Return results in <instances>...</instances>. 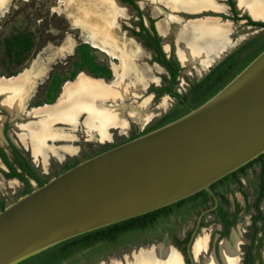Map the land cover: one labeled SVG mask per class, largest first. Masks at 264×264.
I'll return each mask as SVG.
<instances>
[{
    "label": "rangeland",
    "instance_id": "374dc122",
    "mask_svg": "<svg viewBox=\"0 0 264 264\" xmlns=\"http://www.w3.org/2000/svg\"><path fill=\"white\" fill-rule=\"evenodd\" d=\"M114 1L118 4L121 3L120 5L124 9L123 13L117 17L118 24L122 31L128 34L129 38L133 39L144 50L142 64L151 70L153 74V78L142 88L140 96L138 98L129 96L124 103L127 106H138L143 100L149 98L148 111L152 112L154 116L146 124L136 123L125 112V118L129 123L128 128L124 131L114 130L112 141L103 144L88 139L87 129L84 124H81L77 132H74L69 126L58 124L57 127H64L68 130V133L74 132L78 135L79 139L74 144L78 146L79 151L75 156L66 155L64 160H59L50 155L49 165L46 169L41 161H35L30 153V148L23 142V138L30 142L31 127L39 119V115L36 112L40 108L55 104L63 92L64 85L68 82H74L81 73L91 78L102 79L108 84L115 82L117 79L115 63L118 64V61L83 43L81 36H79L80 31L72 27L66 15L58 14V11L53 10L56 7L61 10L66 9L64 2L62 3L60 0H6L8 11L4 14L0 10V78H17L25 70H29L32 65H34L32 71L42 65L49 67L46 76L37 81L34 93L28 100L24 112L11 113L2 104L4 96H0V118L1 124L3 123L1 125L3 128L0 134V145L7 154L9 161L28 181V184H26L18 177L11 176V170L0 158V211L2 205L6 207L23 196L27 192V187L33 190L40 186L38 180L23 173L18 167L12 146L17 148L18 153L27 160L35 175L42 182H47L79 162L124 143L130 140L132 136L149 130L157 125L164 116L181 113L185 110L179 98L172 97L166 91L160 92L161 89L169 87L170 75L167 69L157 62L158 59L152 52L143 45L139 38L140 23H145L146 26L150 27L151 21L156 27L157 22H165L167 19H171L172 16V19L180 25H187L195 18L207 15H216L222 18L223 21L229 20L234 25V31L231 36L236 41V45L228 50L222 58L244 43L254 39L264 42V28L250 25L248 20L241 19L243 15L248 14L237 7L236 0L232 1L235 2L238 10L236 13L233 12L229 15L211 12L191 15L170 9L162 0H135L138 9L132 5L124 4L121 0ZM218 2L227 4V0H219ZM237 14L240 16H237ZM139 16L144 19H140ZM222 16H227L230 19ZM237 18H240V20H236ZM68 33L71 34V39L76 42L72 54L69 55H67L66 51L60 50V44L66 39ZM157 33L161 39L167 60L173 65L177 62L180 66L176 84L173 86V92L177 93L180 98L188 99L194 88L217 65L220 59L206 71L200 70L199 67L197 69L191 64L184 66L177 54L176 31H171L168 35H161L158 30ZM58 54L64 57H59ZM164 99H166V106L159 109ZM109 103L112 102L109 101ZM83 121L84 116L81 119L82 123ZM55 144L60 145L65 144V142H55ZM260 172L261 163L258 162L238 175L241 184L227 180L217 186L220 193L219 202L223 203L230 219L234 218L235 203H240L242 206L240 212L236 214L235 223L230 227L228 235L224 237L228 239L233 232L242 231V260L240 264H246L245 258L247 256L251 257L255 264H261V262L264 264V221H258L256 228L252 224V217L257 215L254 203L259 195ZM199 202L200 199L197 200V203ZM211 206L212 202L210 200L205 205L197 206L194 205V201H188L178 207H174L170 214L159 218L154 225L143 230L129 231L122 236L116 237L114 241L100 242L62 264H100L102 262L111 263L115 260L125 263L124 257L127 254L129 256L132 251L147 245H158L161 243L165 244V246H176L184 255V261L188 264L185 255L186 241L195 227L200 212ZM260 208L264 214V199L260 203ZM201 226L199 234L203 230L208 231L211 239L208 251L197 257L196 264H204L207 257H213L218 264H224L219 255L220 241L224 239H220V233L224 231V225L218 214L207 215L203 219Z\"/></svg>",
    "mask_w": 264,
    "mask_h": 264
},
{
    "label": "water",
    "instance_id": "95a60500",
    "mask_svg": "<svg viewBox=\"0 0 264 264\" xmlns=\"http://www.w3.org/2000/svg\"><path fill=\"white\" fill-rule=\"evenodd\" d=\"M263 154L264 50L199 107L79 162L1 210L0 264L206 191L212 206L198 215L185 247L188 264H196L202 221L220 205L211 185ZM159 245L180 252L161 243L129 256Z\"/></svg>",
    "mask_w": 264,
    "mask_h": 264
},
{
    "label": "bare ground",
    "instance_id": "6f19581e",
    "mask_svg": "<svg viewBox=\"0 0 264 264\" xmlns=\"http://www.w3.org/2000/svg\"><path fill=\"white\" fill-rule=\"evenodd\" d=\"M60 1L64 2L66 9L61 10L56 7L53 10L58 11V14L66 15L72 27L80 31L79 36L83 43L118 61V64L115 63L117 79L108 84L102 79L91 78L81 73L74 82L64 85L63 92L55 104L38 109L36 114L39 115V119L31 127L30 142L25 138L23 142L30 148L35 161H41L45 169L49 165L50 155L64 160L66 155L75 156L78 153L79 148L74 143L79 138L74 132L79 130L81 124L85 125L90 141L103 144L112 141L114 130L124 131L128 128L125 112L136 123L146 124L154 116L148 111L149 98L138 106H127L124 103L129 96L138 98L142 88L153 78V74L142 64L144 50L128 35L119 31L117 17L124 11L121 3L118 4L114 0ZM162 1L170 9L191 15L224 12V6L218 0ZM236 2L241 11L250 13L255 20L264 21V0H236ZM0 10L4 14L8 11L6 0H0ZM172 18L165 22H157L156 28L161 35L176 31L177 54L184 66L191 64L202 71L209 70L236 45V41L231 36L234 25L229 20L223 21L216 15H210L195 18L187 25H180ZM70 36L71 34L68 33L60 44V50L66 51L67 55L72 54L76 46V42ZM58 56L64 57L61 54ZM33 66L17 78H0V96H4L2 104L11 113H22L26 110L37 81L43 79L49 71V67L44 65L32 71ZM165 106L166 99L159 109ZM2 124L0 118V134ZM58 124L69 126L74 132L68 133L66 128L57 127ZM55 142H65V144L56 145ZM241 233L242 231L233 232L230 238L220 241L219 253L224 264L241 263L243 243ZM210 239V233L205 230L197 236L194 245L197 257L208 251ZM124 259L125 263L115 260L100 264H184L179 251L172 246L166 248L162 245L142 249L132 257L127 254ZM204 264H218V262L213 257H207Z\"/></svg>",
    "mask_w": 264,
    "mask_h": 264
},
{
    "label": "trees",
    "instance_id": "16d2710c",
    "mask_svg": "<svg viewBox=\"0 0 264 264\" xmlns=\"http://www.w3.org/2000/svg\"><path fill=\"white\" fill-rule=\"evenodd\" d=\"M126 1V0H125ZM232 10L234 13H236V4L234 1L230 0ZM130 4L134 6L136 9H138L137 5L135 4V0H130ZM223 18L230 19L227 16H222ZM241 19L248 20L250 25L258 26V27H264V23L262 22H255L253 21L248 15H243ZM236 20H240V18H237ZM143 29L145 28L144 24L142 23ZM152 30L155 33L158 41L160 42L161 39L157 33L156 27L154 23L152 24ZM264 50V44L256 49V51L250 56V58L236 71L232 70V67L222 71L220 74L218 73L220 70V66L210 73L205 79H203L199 85H197L196 88H194L191 96L187 99L180 98L177 93L173 92V86L176 84L177 76L180 71V66L176 62L174 65L170 63L169 61H160L157 60L158 63H160L163 67L167 68L170 75V85L167 88H163L160 90V92H168L172 97L179 98L180 103L182 106H184L185 110L181 113H175L173 115L164 116L159 123L153 127H151L149 130L139 134L142 135L144 133H147L149 131H152L154 129H157L169 122H172L183 115L187 114L191 110L199 107L203 103H205L207 100H209L211 97H213L218 91H220L227 83H229L239 72H241L256 56H258L262 51ZM159 52L160 54L165 57L166 53L164 52L163 48L159 46ZM172 65L174 67H172ZM232 71V73H231ZM234 71V72H233ZM193 104V105H192ZM139 135L132 136L131 139L138 137ZM12 151H14V156L17 159L18 167L23 171V173L28 174L29 176L33 177L34 179L38 180L40 186L43 185L46 182H42L33 172L31 167L29 166L26 159H24L23 155L21 156L18 153L17 148L12 146ZM0 157L5 163V165L11 170V176L18 177L21 181H24L26 184H28L27 179L19 173L16 169V167L9 161L7 154L5 153L4 149L0 147ZM261 163V172L259 175L260 182H259V195L254 203L255 209L257 210V215L255 217H252V224L253 227L256 228L257 222L260 220L264 221V214L263 211L260 208V203L264 199V154L258 157L257 159L253 160L252 162L248 163L247 165L241 167L237 171L227 175L226 177L220 179L216 183L211 185V189L215 192V194L220 197V193L217 189V186L219 184L224 183L227 180H232V182L236 184H241L239 174L242 173L245 169L251 167L255 163ZM32 190L27 187V192L29 193ZM25 193V194H26ZM200 199V202L197 203V200ZM212 202L211 196L206 191H201L197 193L194 196H191L185 200H182L178 203H175L173 205L164 207L162 209L147 213L142 216H138L120 223H116L113 225H110L108 227H104L95 231H92L90 233L78 236L76 238L70 239L68 241H65L63 243H60L52 248H49L35 256H32L24 261H22L19 264H62L63 262H66L70 259H72L77 254L81 253L82 251L93 247L94 245L100 243V242H107V241H114L116 237L122 236L123 234L133 231V230H143L147 227H150L154 225L159 218H161L164 215H168L171 213L174 207H178L188 201H194V205H205L208 203V201ZM236 211L234 213V218L230 219L228 217L227 211L225 210L223 203L221 202L219 207L216 211L213 213H217L222 224L224 225V231L220 233V239L224 238L228 235L230 227L235 223L236 214L240 212L242 209V206L240 203H235ZM5 208L4 205H2L1 210ZM248 209V207H247ZM212 214V213H211ZM190 236V235H189ZM189 239V237H188ZM187 239V241H188ZM186 241V242H187ZM249 255H251L249 253ZM246 264H255L253 259L251 257L245 258ZM261 264H263L261 262Z\"/></svg>",
    "mask_w": 264,
    "mask_h": 264
},
{
    "label": "flooded vegetation",
    "instance_id": "af4514ba",
    "mask_svg": "<svg viewBox=\"0 0 264 264\" xmlns=\"http://www.w3.org/2000/svg\"><path fill=\"white\" fill-rule=\"evenodd\" d=\"M121 1L123 3L128 4V5H131L130 4V0H126V1L125 0H121ZM227 4L230 6L231 11H233L231 3H230V0H227ZM207 16H210V15H207ZM204 17H206V16H204ZM139 18L141 19L143 17L139 16ZM148 19L150 20V18H148ZM144 26H145V28L143 29L142 23H140V25H139V30H140L139 31L140 32L139 38L141 39L143 45L150 52H152V54L156 57V59H158L160 61H166L167 58L163 57L160 54V52H159V46L162 47V42L158 41L155 33L153 32L151 21H150V27L146 26L145 23H144ZM263 44H264L263 41L256 40V39H254L252 41H249L247 43H244L243 45L239 46L234 51L230 52L225 57L220 59L218 61L217 65L207 75H205V77L203 79H205L210 73L215 71L219 66H220V70L218 72L219 74L222 71H224V70H226V69H228L230 67H232V70L236 71L238 68H240L250 58V56H252V54L256 51V49L260 48ZM113 60H115V59H113ZM172 67H174V66L172 65ZM168 73H169V71H168ZM231 73H232V71H231ZM113 134H114V131H113ZM0 147L2 148L1 145H0ZM187 243H188V241L186 242V244ZM219 255H220V253H219Z\"/></svg>",
    "mask_w": 264,
    "mask_h": 264
},
{
    "label": "crops",
    "instance_id": "0c3cea01",
    "mask_svg": "<svg viewBox=\"0 0 264 264\" xmlns=\"http://www.w3.org/2000/svg\"><path fill=\"white\" fill-rule=\"evenodd\" d=\"M219 1V0H218ZM221 4V3H220ZM221 5L224 6V12L223 14L229 15L230 13H233V11H231V8L229 5H227L226 3H222ZM228 8V9H227ZM238 10V8H236V11ZM233 16V15H232ZM237 16H240L239 14H237ZM221 19V18H220Z\"/></svg>",
    "mask_w": 264,
    "mask_h": 264
}]
</instances>
